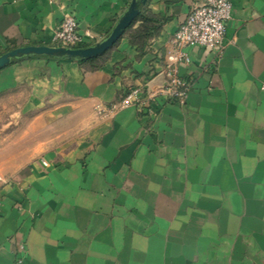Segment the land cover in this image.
Wrapping results in <instances>:
<instances>
[{
    "label": "crops",
    "instance_id": "1",
    "mask_svg": "<svg viewBox=\"0 0 264 264\" xmlns=\"http://www.w3.org/2000/svg\"><path fill=\"white\" fill-rule=\"evenodd\" d=\"M131 1L0 0V55L52 46L68 14L93 45ZM202 2L148 0L155 34L126 30L92 62L0 71V264H264V0H233L220 57L189 50L184 106L98 113L161 86L169 42Z\"/></svg>",
    "mask_w": 264,
    "mask_h": 264
},
{
    "label": "built area",
    "instance_id": "2",
    "mask_svg": "<svg viewBox=\"0 0 264 264\" xmlns=\"http://www.w3.org/2000/svg\"><path fill=\"white\" fill-rule=\"evenodd\" d=\"M232 10L233 0H203L202 3L195 5L169 42L162 70L165 84L155 91L142 87L131 88L121 100L107 107L98 108V113L112 118L118 111L132 106L156 118L163 104L184 106L193 82L184 80L178 69L189 64V50L192 48H207L217 58L224 53L226 49L224 36ZM52 43L54 47L84 46V36L80 34L78 22L73 14L63 18L53 35ZM42 164L47 166L45 161H42ZM23 248V245L19 246L20 250Z\"/></svg>",
    "mask_w": 264,
    "mask_h": 264
},
{
    "label": "water",
    "instance_id": "3",
    "mask_svg": "<svg viewBox=\"0 0 264 264\" xmlns=\"http://www.w3.org/2000/svg\"><path fill=\"white\" fill-rule=\"evenodd\" d=\"M147 1L148 0H132L127 10L117 20L110 33L93 45L79 48L54 46L16 47L0 55V71L14 61L32 57H45L54 60L75 62H85L95 59L106 53L117 43L126 30L133 24L134 20L140 14L141 8ZM164 84L165 78H163L161 86Z\"/></svg>",
    "mask_w": 264,
    "mask_h": 264
},
{
    "label": "trees",
    "instance_id": "4",
    "mask_svg": "<svg viewBox=\"0 0 264 264\" xmlns=\"http://www.w3.org/2000/svg\"><path fill=\"white\" fill-rule=\"evenodd\" d=\"M140 23L137 29H133V26L136 23ZM154 23L156 20L152 18L150 15L142 12L138 15V17L134 20L133 24L127 29V33L129 34L132 42H140L143 43L150 36L154 35L157 28L154 27ZM93 60H89L87 62H92Z\"/></svg>",
    "mask_w": 264,
    "mask_h": 264
}]
</instances>
